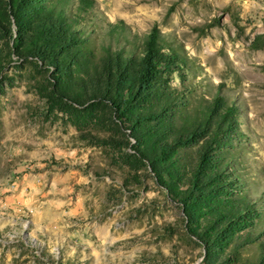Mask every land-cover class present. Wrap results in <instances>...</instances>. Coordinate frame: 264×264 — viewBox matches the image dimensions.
<instances>
[{
	"label": "rangeland",
	"instance_id": "rangeland-1",
	"mask_svg": "<svg viewBox=\"0 0 264 264\" xmlns=\"http://www.w3.org/2000/svg\"><path fill=\"white\" fill-rule=\"evenodd\" d=\"M0 264H264V0H0Z\"/></svg>",
	"mask_w": 264,
	"mask_h": 264
},
{
	"label": "trees",
	"instance_id": "trees-1",
	"mask_svg": "<svg viewBox=\"0 0 264 264\" xmlns=\"http://www.w3.org/2000/svg\"><path fill=\"white\" fill-rule=\"evenodd\" d=\"M87 1L88 3L91 2V0H87ZM158 41H159L158 31L156 29H153L151 33L148 34L147 39H145V50L141 60V69L139 70L138 76L136 78L138 84L136 92L143 91L145 87L148 84H150V82L155 78V74L157 73L158 64H159V61L157 59ZM126 90L128 92L127 94L131 98L137 95V93L133 91V85L131 82H127ZM217 102H219V100H217ZM116 108L118 110L119 106H116ZM207 159L208 156L202 154L201 163L206 162ZM193 186H196V183H194Z\"/></svg>",
	"mask_w": 264,
	"mask_h": 264
}]
</instances>
